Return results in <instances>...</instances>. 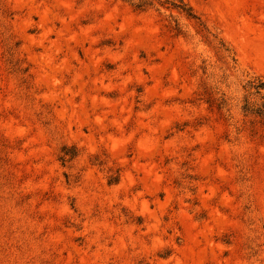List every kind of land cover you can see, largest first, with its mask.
Wrapping results in <instances>:
<instances>
[{
  "label": "rangeland",
  "instance_id": "1",
  "mask_svg": "<svg viewBox=\"0 0 264 264\" xmlns=\"http://www.w3.org/2000/svg\"><path fill=\"white\" fill-rule=\"evenodd\" d=\"M259 109L264 0H0V264H264Z\"/></svg>",
  "mask_w": 264,
  "mask_h": 264
},
{
  "label": "trees",
  "instance_id": "2",
  "mask_svg": "<svg viewBox=\"0 0 264 264\" xmlns=\"http://www.w3.org/2000/svg\"><path fill=\"white\" fill-rule=\"evenodd\" d=\"M262 84L263 83H261V85ZM261 85H258L256 88L260 87ZM256 112L261 117V119L259 121H261L264 124V109H259Z\"/></svg>",
  "mask_w": 264,
  "mask_h": 264
}]
</instances>
